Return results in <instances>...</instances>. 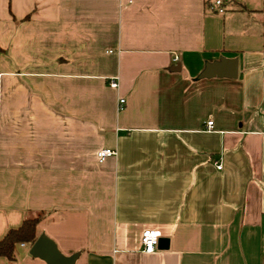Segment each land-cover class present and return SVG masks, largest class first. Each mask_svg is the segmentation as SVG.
<instances>
[{
  "label": "crops",
  "instance_id": "crops-1",
  "mask_svg": "<svg viewBox=\"0 0 264 264\" xmlns=\"http://www.w3.org/2000/svg\"><path fill=\"white\" fill-rule=\"evenodd\" d=\"M214 1L0 0V239L42 214L74 264H264V0Z\"/></svg>",
  "mask_w": 264,
  "mask_h": 264
},
{
  "label": "water",
  "instance_id": "water-1",
  "mask_svg": "<svg viewBox=\"0 0 264 264\" xmlns=\"http://www.w3.org/2000/svg\"><path fill=\"white\" fill-rule=\"evenodd\" d=\"M171 70H179V65H174ZM237 76V61L236 59H223L212 64H206L199 78H229L235 79ZM168 239L160 237L158 241V250L168 249ZM30 254L46 262V264H74L76 255L71 257L62 256L54 243L44 235H40L30 247Z\"/></svg>",
  "mask_w": 264,
  "mask_h": 264
},
{
  "label": "trees",
  "instance_id": "trees-1",
  "mask_svg": "<svg viewBox=\"0 0 264 264\" xmlns=\"http://www.w3.org/2000/svg\"><path fill=\"white\" fill-rule=\"evenodd\" d=\"M0 52H2L1 49ZM41 218L42 214H38L36 217L26 218L19 227L9 229L0 239V257L13 260L14 247L17 244L32 245L38 238L36 235V226Z\"/></svg>",
  "mask_w": 264,
  "mask_h": 264
},
{
  "label": "built area",
  "instance_id": "built-area-1",
  "mask_svg": "<svg viewBox=\"0 0 264 264\" xmlns=\"http://www.w3.org/2000/svg\"><path fill=\"white\" fill-rule=\"evenodd\" d=\"M212 5L217 13L221 14L224 12L223 2L221 0H215ZM110 86L114 88L117 86V84L115 81H112L110 83ZM123 102H124L123 99L119 101L120 104H122ZM206 126L208 130H211L212 121H208L206 123ZM262 131L264 133V123L262 124ZM115 154H116L115 150L103 148L96 152V160L98 163H102L107 158L115 156ZM217 169H221L220 164L217 166ZM159 238H160L159 231L155 229H144L140 235L141 251L146 254H151L154 251H156Z\"/></svg>",
  "mask_w": 264,
  "mask_h": 264
}]
</instances>
